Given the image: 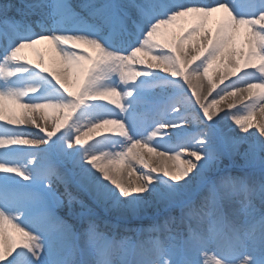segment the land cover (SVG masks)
Instances as JSON below:
<instances>
[{
	"label": "snow or ice",
	"instance_id": "snow-or-ice-1",
	"mask_svg": "<svg viewBox=\"0 0 264 264\" xmlns=\"http://www.w3.org/2000/svg\"><path fill=\"white\" fill-rule=\"evenodd\" d=\"M180 21L188 27L176 35ZM42 42L59 58L57 70L21 55ZM217 63L221 83L236 79L209 103L193 90L197 110L184 85ZM208 83L211 94L218 85ZM240 92L243 109L213 121V109ZM13 107L21 116L6 117ZM49 110L58 120L52 130L36 115ZM257 111L264 112V0L0 6V264H264V139L250 132L264 137V123L252 122ZM144 113L153 118L141 121ZM224 119L246 135L225 132ZM26 122L39 132L5 126ZM21 145L45 147H13ZM140 148L159 150L175 170L150 168ZM237 157L244 168L231 175L225 161ZM120 165L137 182L126 186ZM98 206L122 218L154 208L148 228L123 231L158 235L139 242L105 235Z\"/></svg>",
	"mask_w": 264,
	"mask_h": 264
},
{
	"label": "bare ground",
	"instance_id": "bare-ground-1",
	"mask_svg": "<svg viewBox=\"0 0 264 264\" xmlns=\"http://www.w3.org/2000/svg\"><path fill=\"white\" fill-rule=\"evenodd\" d=\"M21 0H0V6L2 5H10V4H19ZM83 0H73V3H81ZM9 14H14V13H9ZM40 16H36L33 19H40ZM220 20V14H217L215 16L211 23L210 27H214ZM188 24L184 23L183 21L178 22L177 26L173 29V32L176 35H179L181 33V30L183 28H187ZM171 38V37H170ZM91 55L95 56L96 53L92 52L91 50H88ZM21 55L24 57V59L28 60L31 65H39L41 63V60H43V66L48 68L50 71L57 70V68L60 65L59 58L56 56L52 45L47 43V42H42L39 45H36L34 48H29V49H24L21 53ZM135 68L139 69V65H135ZM38 70V69H37ZM149 71L153 72H158L160 75H168L167 73L160 72L159 69H150ZM225 75V68L217 63L216 65L213 66L212 69L209 70L208 77H204L203 75L199 78H192L191 80V87H189L187 84L184 85L185 89L187 90V95L191 97L192 103L195 104L196 97L193 95V90L199 95L200 101L202 103H209L212 100V97L216 95V92H218L221 88H223L226 84L231 83L232 79H236V77H230L224 79V82L221 83V76ZM171 78V77H169ZM209 78L212 79L214 83L218 85L215 91H212L210 93V85L208 83ZM142 79L141 78H138ZM158 91V90H157ZM101 103H106V102H101ZM248 103L247 100V93L246 92H240L236 96H227L224 100L220 102L216 106L215 109H213L214 112H218V115L213 116V121L219 120L221 117L225 116V113L228 112H239L243 109L244 104ZM229 105H234V107L229 108ZM108 107L114 108L112 105H107ZM196 109H199V104H195ZM115 111H119V109H115ZM23 110L18 108V107H13L10 111L6 110L5 115L6 117H19L21 116ZM38 117H40V124L42 127H46L48 130H52L54 127V124L58 122L57 116L55 113L51 112L50 110L47 111V113H38L36 114ZM47 116L46 119H44V116ZM153 118L152 113H144L142 114L139 119H148L150 120ZM230 120V119H229ZM263 120V121H262ZM223 124L221 125V128L225 131L228 132L229 129H234L238 134L245 135L243 132H241L237 126L234 124V122L229 125L228 124V119L222 120ZM253 123H264V112L262 111H257L253 117ZM206 123V121H205ZM4 121H0V125H3ZM6 127L12 128L13 130H18V129H23L26 131L30 132H39L38 128H34L33 125L30 122H26L23 124L19 125H5ZM184 127L188 128L190 132L194 134V126L192 124H185ZM61 131H64V129H61ZM165 132H171V130H164ZM176 131H179V129H176ZM250 132H256L257 136H259V132L257 129L252 128L250 129ZM40 135H43V133H39ZM104 134L109 135L110 133L105 131ZM57 135H60V133H57ZM94 138H100L99 136H95ZM55 139V137H53ZM91 142V141H90ZM247 147V145H245ZM13 147H20L26 151H37L39 148L45 147V145H21V146H13ZM136 152L139 154V156H142L144 161L151 167H157V168H162L164 165H167L169 170L174 171L173 167V161L168 159L167 157H161L159 156L157 152H148L146 148H140L137 149ZM187 158V157H185ZM241 162H240V161ZM136 163L137 168L140 170H144L143 166L138 163L137 160L133 161ZM227 162V160L225 161ZM234 166L235 171L240 170L242 171L244 168V163L243 160H241L239 157L235 158L234 161L230 162V167ZM120 168L122 170V178L126 184V186H131L133 182H137V174L133 172L130 168H128L126 165H120ZM227 169V168H226ZM130 172L132 174H130ZM227 172V170H226ZM229 173V172H228ZM162 178H163V173L162 171L158 173ZM238 175L240 172L237 173ZM3 175V174H0ZM8 175H13V174H8ZM155 175V174H154ZM19 179V178H17ZM97 210V212L101 215V224H100V231L105 234V235H114L116 238H122V237H129L131 239H136L138 238L139 241L141 240H148L154 235L158 234H149V233H143L141 235H137L135 231H129V232H124L123 228L127 227L129 229H146L149 227L150 217H153L156 214V209L154 208H149L145 213L142 214L140 218L137 217H120L117 213L114 212H108L106 211L102 206H98L94 208ZM76 210H79V206H76ZM65 211L67 212L66 209H61L60 212ZM161 212L163 210L161 209ZM63 215L62 213H60ZM179 215L178 212H174L173 215ZM162 223V220H161ZM112 225H119L120 227L118 228H112ZM11 235H16L15 233H11ZM119 253H116L114 256V259L117 261L119 260Z\"/></svg>",
	"mask_w": 264,
	"mask_h": 264
},
{
	"label": "rangeland",
	"instance_id": "rangeland-1",
	"mask_svg": "<svg viewBox=\"0 0 264 264\" xmlns=\"http://www.w3.org/2000/svg\"><path fill=\"white\" fill-rule=\"evenodd\" d=\"M200 115L202 116L203 115V113L202 112H200ZM206 121V123H208V121L207 120H205ZM263 121V120H262ZM233 123V121L232 120H229L228 119V124L229 125H231ZM223 124V121H221V125ZM165 130H171V128H166ZM245 134V133H244ZM239 135H241V134H239ZM246 135V134H245ZM241 136H244V135H241ZM261 139H264V137H260ZM243 147H246L245 145H243L242 146V149H243ZM240 161V160H239ZM241 162V161H240ZM228 166V164H226L225 163V168ZM150 168H152L151 166H150ZM229 171H227V173H228ZM238 172H240L241 173V171L240 170H237V171H232V172H229V174H231V175H238L237 173ZM176 215V214H175ZM111 236V235H110Z\"/></svg>",
	"mask_w": 264,
	"mask_h": 264
}]
</instances>
